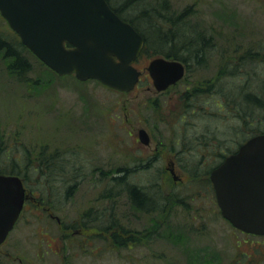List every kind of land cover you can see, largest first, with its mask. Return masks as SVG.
I'll return each mask as SVG.
<instances>
[{"label":"rangeland","instance_id":"obj_1","mask_svg":"<svg viewBox=\"0 0 264 264\" xmlns=\"http://www.w3.org/2000/svg\"><path fill=\"white\" fill-rule=\"evenodd\" d=\"M148 1L162 10L156 15L166 19L187 10L173 32L180 29L185 41L198 39L204 50L203 61H183L184 77L164 93L156 92L145 77L149 60L165 55L156 47H147L133 63L144 75L137 85L120 92L96 80L55 74L21 45L0 14V39L16 49L12 53L6 46L0 48L1 166L9 173L23 174L32 187L38 179L27 172L35 171L41 159L60 171L102 169L107 172L103 182L108 198L99 199L105 187L99 179L86 178L75 190L76 213L106 205L109 221L123 211L134 218L125 227L139 231L134 243L109 237L102 252L96 246L88 248L97 254L83 250L79 238L49 248L38 233L37 217L28 211L0 247V264H18L2 250L23 256L25 264H264V236L233 228L204 185L222 154L264 130V0H167L166 10L161 7L165 0ZM17 55L25 61L23 66L16 62ZM179 55L184 58L187 53L181 50ZM140 127L150 135L148 146L135 141ZM175 138L182 142L176 144ZM204 143L215 150L209 156L199 151ZM156 145L180 161L179 174L194 178L178 184L161 181V191L156 186L159 200L161 194L167 200L168 191L176 197L164 223L157 220L162 216L159 206L156 212L133 208L117 180L111 179L118 170L136 165L135 170L142 171L138 181L147 182L143 162L149 156H158L155 167L166 165L163 152L153 149ZM15 242L20 245L13 246Z\"/></svg>","mask_w":264,"mask_h":264},{"label":"water","instance_id":"obj_2","mask_svg":"<svg viewBox=\"0 0 264 264\" xmlns=\"http://www.w3.org/2000/svg\"><path fill=\"white\" fill-rule=\"evenodd\" d=\"M0 14L21 42L59 75L95 79L129 91L140 71L132 62L143 38L106 0H0ZM147 70L156 90L184 74L178 60L157 57ZM143 144L149 143L144 129ZM221 215L246 233L264 235V133L249 137L210 172ZM24 200L17 175L0 173V244L13 227Z\"/></svg>","mask_w":264,"mask_h":264},{"label":"flooded vegetation","instance_id":"obj_3","mask_svg":"<svg viewBox=\"0 0 264 264\" xmlns=\"http://www.w3.org/2000/svg\"><path fill=\"white\" fill-rule=\"evenodd\" d=\"M158 56H163V55H154L151 59ZM139 57H137L136 60H138ZM163 57L167 59H173V57L167 55H164ZM140 71L141 74L139 76V81L144 76L142 74L143 71L142 70ZM145 77L150 81H152V78L149 74L145 75ZM180 81L181 80L169 85L163 91L156 90V92L158 93L167 92L171 88L179 84ZM140 128H138L137 130V134L135 137L136 142L140 141L139 140ZM174 142H176L177 144L179 142H182V139L175 138ZM153 149L156 150L157 152H163L162 150L159 149V145L154 146ZM181 150L182 149L180 148L179 151ZM199 151L203 156H209L215 150L213 146L210 147L205 144V145H201ZM161 154L162 157L166 159V165L162 169L155 167L158 157L156 154H152L151 156H149L148 159H146L143 162L144 165L143 169L145 172L148 173L149 180L147 182L140 183L138 181V177H140V173H142V171L138 170L139 168L135 170L137 167L136 165H133L131 167V170H128V168H123L121 170H118L115 176H111V179L114 178L117 180V183L120 186L119 189L122 191V193L126 192L127 196L129 197L130 204L133 208L137 210H143L145 212H151V211L154 212L156 210V206H159L160 210H162V216L157 220L159 221V223H164L168 221V216L172 211L171 204L173 203V201L175 202L176 197L174 194L168 191L166 192L167 200L162 196V194L160 195V200H159L158 193L156 192V186L158 189L162 188L163 185L161 184V181L165 183V181L166 180L168 181V179L174 180L175 184H178L186 181L187 179L192 181V179L194 180V178L192 176L189 177L183 176L178 173L179 171L178 162L180 161L177 160L176 156L174 154H171L170 151L163 152ZM27 174L36 175L37 176L36 178L38 179L37 182L38 185L36 187L29 186V183L23 174H19V173L15 174L21 179L24 187L23 206L12 229L9 231L3 243L0 244V247L3 246L8 241L11 234L15 230H17L19 221L22 220V218L25 216L24 215L25 212L28 211L31 213V215H35L37 217V221L39 224L38 233L41 235V238L43 240L47 241L46 243L48 244L47 246L49 248H52L53 244L58 241L75 243V239L79 238L81 239L83 250L96 246L99 252H102L106 248L105 241L109 237L113 238L115 242H119V243L124 239H127L128 241H132V243H134L135 240L138 238L139 231H136L133 228L129 229L125 227V223L130 225L134 223V218L128 217V215H125L123 211L120 213L117 219L114 218V216H111L110 221L106 218V213L107 215L108 213H110L109 210L107 212L106 205L96 208L90 206L88 210L82 212L81 214L80 213L78 214L75 211L76 209L75 190L82 185L81 184L82 181L86 178L99 179L98 182L99 185L103 184L105 186L103 187V192H101L104 193L103 197L100 196L99 199H101L100 201H102L108 198V194L106 192L107 190L106 182H103L107 175L106 171H103L102 169H100L99 171L95 170L92 172H83L81 170H65V169L60 171L54 169L51 166L48 159L46 160L41 159L38 168L33 172L30 173L27 172ZM209 175L210 172L205 176L207 180L204 185L207 190H210L214 194L213 184L210 180ZM128 177L132 179L131 182L129 180L127 181ZM31 178L33 179L35 177H31ZM156 179H159V181H156ZM125 181H127V184ZM133 189H137L139 192H141L144 195L145 197L143 203L144 205L143 204L139 205L134 202L131 193ZM104 195L106 197H104ZM52 227L56 229L55 233L51 232ZM125 235L127 236V238ZM95 241H98L99 245L92 246L91 243ZM19 245H20L19 242H15L13 246H19ZM93 249L94 248L88 250L90 251V253L97 254V252H95ZM2 251H3L2 254H4L12 261L18 262V264H25L22 258L23 256H17L16 254L13 256L7 250H2ZM42 251L45 252L46 250H42ZM41 253L42 252H37L36 254L38 256H41L40 255Z\"/></svg>","mask_w":264,"mask_h":264},{"label":"trees","instance_id":"obj_4","mask_svg":"<svg viewBox=\"0 0 264 264\" xmlns=\"http://www.w3.org/2000/svg\"><path fill=\"white\" fill-rule=\"evenodd\" d=\"M110 7L119 15L121 18L129 23H131L138 31L141 32L145 39V46L143 48V51L147 49V47H156L158 53L165 54L167 56L176 58L181 60L182 62H187L189 58H196L197 63L203 61L204 54L202 53L203 48H199L200 45H197V40H186L185 41V35L181 33V30L178 29L177 32H173V30H176V25L183 23V19L187 15V10H182L180 14L174 16L172 13L171 18L168 17V19L163 18V16H157L156 14L161 13L162 10H157L156 6H151L150 2L148 0H117L120 1V4L114 5V3L111 0H106ZM156 2V1H155ZM168 2L165 0L161 7L163 10H166V6L164 3ZM169 3V2H168ZM159 12V13H157ZM167 12V11H164ZM172 20V23H171ZM172 26V27H171ZM177 33L175 39L173 36ZM199 37L200 34L196 33ZM202 37V36H200ZM174 39V41H173ZM19 44V43H18ZM21 45H23L21 43ZM6 46L7 52H12L16 50L13 46L5 43L4 40L0 39V48ZM24 46V45H23ZM199 48V49H198ZM183 51L187 53L186 57H181L179 55L180 51ZM13 53V52H12ZM17 53V52H15ZM203 54L202 56H200ZM181 58H180V57ZM16 62L19 63V65L23 66L25 61L20 57L16 56ZM183 62V63H184ZM252 100H254L252 98ZM254 102H259L255 101ZM264 130H260L259 132H263ZM257 133V132H254ZM253 134V133H252ZM2 137H0L1 139ZM246 138V137H245ZM243 140V139H242ZM241 140V141H242ZM1 144L2 141L0 140V151H1ZM223 156V154L221 155ZM5 168L1 166L0 163V173H5ZM9 173V172H8ZM11 173V172H10ZM132 198L135 203L142 205L144 203V195L139 192L137 189H133Z\"/></svg>","mask_w":264,"mask_h":264},{"label":"bare ground","instance_id":"obj_5","mask_svg":"<svg viewBox=\"0 0 264 264\" xmlns=\"http://www.w3.org/2000/svg\"><path fill=\"white\" fill-rule=\"evenodd\" d=\"M126 184H127V181H126Z\"/></svg>","mask_w":264,"mask_h":264}]
</instances>
